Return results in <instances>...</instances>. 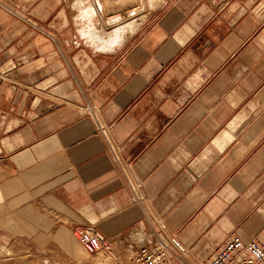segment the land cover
Segmentation results:
<instances>
[{"label":"crops","instance_id":"0c3cea01","mask_svg":"<svg viewBox=\"0 0 264 264\" xmlns=\"http://www.w3.org/2000/svg\"><path fill=\"white\" fill-rule=\"evenodd\" d=\"M66 13L0 0V236L69 264L79 228L120 264L133 227L170 264L264 248V0H158L114 45Z\"/></svg>","mask_w":264,"mask_h":264},{"label":"built area","instance_id":"2783aa9c","mask_svg":"<svg viewBox=\"0 0 264 264\" xmlns=\"http://www.w3.org/2000/svg\"><path fill=\"white\" fill-rule=\"evenodd\" d=\"M74 236L87 254H107L110 249L109 241L91 229L79 228ZM124 239L134 245L126 264H170L163 245L152 241L139 228H130ZM206 264H264V248L255 240L243 241L231 234L216 247Z\"/></svg>","mask_w":264,"mask_h":264},{"label":"rangeland","instance_id":"374dc122","mask_svg":"<svg viewBox=\"0 0 264 264\" xmlns=\"http://www.w3.org/2000/svg\"><path fill=\"white\" fill-rule=\"evenodd\" d=\"M60 1H62L65 6V10L67 12L66 15L71 17L77 34L79 29L82 28L85 30L88 29V27H93L95 29L102 31L104 30V28L106 29L107 26H111V23L115 19H118L119 23L123 22L127 24L128 22L131 21L132 14L133 13L140 14L142 12L141 10H143L144 7V5L142 6L143 0H135V3L129 6H123L122 0H96L98 1V4L99 3L102 4L103 8L101 9L100 12H98V15L96 16L93 15L91 18L86 19L83 15L85 12L84 9L93 6L95 2L94 0H79L80 2H77L74 5L72 4L71 0H60ZM49 2L54 3L56 2V0H49ZM60 4L62 3L60 2ZM105 4L108 6L105 7ZM153 10L148 12L149 15L147 14L145 16L144 20L137 26V28L147 20V18L151 15ZM137 28L135 30H137ZM129 37L130 36L126 38L128 39ZM82 251L84 250L82 249ZM84 253H85L84 259H82L81 264H120L117 260L109 259L105 256V254H102L100 252L87 254L84 251ZM72 256L73 257L82 256L81 251L80 250L73 251ZM0 264H69V263H66L65 261H55L52 259H46L44 258V255H41L40 253L38 254L35 252H31L28 248H25L21 242L9 241L6 238L0 236Z\"/></svg>","mask_w":264,"mask_h":264},{"label":"bare ground","instance_id":"6f19581e","mask_svg":"<svg viewBox=\"0 0 264 264\" xmlns=\"http://www.w3.org/2000/svg\"><path fill=\"white\" fill-rule=\"evenodd\" d=\"M157 1L158 0H143L142 6L144 5V7H143V10H141L142 12L140 14L133 13L132 14V17H131V21L128 22L127 24H125V25H118V23H116V21L115 22H112V24H111V26H113L112 27V30L111 31L108 30L109 32H107V33L104 34L105 35L104 38H102L103 37L102 35L97 34L96 35L97 40L102 41V39H103V40H105L106 43H109L110 45L117 44L120 39L123 40V38H121V36L123 34H125V33L129 32V31H132L133 30L134 26L136 25V21H138V19H141V18L144 19V17L148 14V12L151 11V10H153L156 7ZM134 3H135V0H122V5L123 6L133 5ZM92 7H94V6H92ZM102 7H103L102 5H100V6L98 5L95 8V10H93V9L90 10L89 9V10L85 11L84 14L83 13L82 14L84 15L85 18H87V17L89 18L90 15H94V14L96 15V14H98V12H100V10L102 9Z\"/></svg>","mask_w":264,"mask_h":264}]
</instances>
